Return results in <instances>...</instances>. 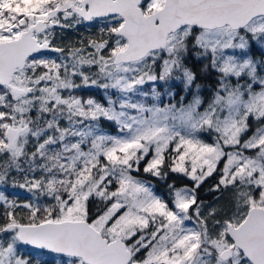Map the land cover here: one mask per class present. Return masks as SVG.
<instances>
[{"label": "snow or ice", "instance_id": "obj_1", "mask_svg": "<svg viewBox=\"0 0 264 264\" xmlns=\"http://www.w3.org/2000/svg\"><path fill=\"white\" fill-rule=\"evenodd\" d=\"M93 21L100 40L67 55L55 46L57 28ZM253 49L264 57V0H0V183L23 160L39 176L19 187L53 201L0 192V264H32L21 244L65 264H264V58ZM192 50L217 74L206 106L185 65ZM174 80L189 102L163 104L158 86L173 97ZM82 87L106 103L71 94ZM141 166L194 186L169 185L165 201L133 175ZM214 173L213 191L232 190L230 213L198 203Z\"/></svg>", "mask_w": 264, "mask_h": 264}, {"label": "trees", "instance_id": "obj_2", "mask_svg": "<svg viewBox=\"0 0 264 264\" xmlns=\"http://www.w3.org/2000/svg\"><path fill=\"white\" fill-rule=\"evenodd\" d=\"M80 23L75 25L74 27L67 28V29H56V38L54 40L55 46L63 47L65 49V55H67V50L71 47H80L81 42H83L84 45H87V42L89 39H96L100 40L102 38L100 29L104 26L102 23ZM103 38H107L104 36ZM88 51H92V49H88ZM253 52H255V49H253ZM105 55L107 53H104ZM48 56H52L57 58V61L59 62V54L58 53H47ZM206 61L202 59H198L195 55V50H192L189 52L185 59V65L193 70V72L196 74V80L194 83L201 85L200 89V95L205 100V104L210 99V93L212 91H215V88L217 87V74L215 72H212L211 70H205L204 65ZM175 87L177 90L179 89V84H175ZM100 88L97 87H90V88H79L72 90L73 95L81 96L85 99V95L87 98L91 97L96 100H98L101 103H105V99L100 92ZM113 93V92H112ZM191 93V92H190ZM190 93L187 94V97H189ZM178 92L175 93L177 95ZM34 115V113H33ZM104 128L108 131L115 132V126L104 122ZM251 134V133H249ZM206 140H211V136L208 134L206 135ZM6 160V157L1 156L0 163H3ZM222 164H220L221 167ZM167 171V169H165ZM215 174L213 176L206 179V181L201 185V187L197 190V197L198 202H203L205 205V208L203 209L204 213L207 214V211L209 206H213L215 208H222L223 210L220 211L221 214H223L225 211H228L229 213L232 210V201H224V200H215L211 194H214L216 191H213V186L216 184V180L214 179ZM134 175L137 176L140 179H143L146 181L152 189L155 191V193L159 196H161L165 201H171L172 195H170V188L169 185H174V187H181V186H194L193 182L188 178L183 176V174L180 173H172L168 172V175L161 179L158 177H154L148 173L143 172V167L141 166L140 171L134 172ZM192 188V187H191ZM223 192V190L219 191V193ZM232 193V190H228L225 193L227 194ZM162 194V195H161ZM10 197L12 198L13 195L11 194ZM230 200H232L230 198ZM50 204V203H48ZM90 207L92 212L102 211L104 209L103 202L93 200L90 202ZM4 207L3 204L0 203V224H3L4 221ZM23 211V210H18ZM38 252H42L45 254H54L51 252L41 251L38 249H34Z\"/></svg>", "mask_w": 264, "mask_h": 264}, {"label": "rangeland", "instance_id": "obj_3", "mask_svg": "<svg viewBox=\"0 0 264 264\" xmlns=\"http://www.w3.org/2000/svg\"><path fill=\"white\" fill-rule=\"evenodd\" d=\"M94 23H98L99 24V22H97V21H95ZM251 54L256 59L264 58V57L261 56V53L259 51H257V50H255V52H252ZM49 57L55 58V57H52V56H49ZM85 70L87 71V67L85 68ZM95 71H96V68L93 66L92 69H91V72H95ZM73 79L75 80V82L77 84L81 83L79 78L73 77ZM170 83H171L172 87L170 89H168V91L173 92V94H174L173 97H170V96H168L166 94V90H165L164 87L158 86V90L162 93L163 104L170 103V102H178L180 100L181 96H185L186 97V99L184 101L185 103L189 102L192 99V94L190 92H186L184 90V86H183V83L181 81L174 80V81H171ZM175 84H179V89L178 90L175 87ZM143 87H144V89L146 91H150L152 85H151V83H148V84L144 85ZM200 87H201V85H200ZM191 88H192V92H194L196 90V83H194L191 86ZM100 92L102 93V95H103V97L105 99L104 90L102 89V90H100ZM176 92H178L177 95H175ZM213 92L214 91H212L210 93V98H211ZM109 93L112 94L113 96H115V90H109ZM188 93H190L189 97H187ZM62 94L67 96V95H69V92L64 91ZM85 99H87L86 95H85ZM149 102H151L150 98H149ZM105 103H106V101H105ZM163 104L161 106H163ZM205 106H206V104H205ZM65 126H66V123H65ZM105 131H108V130L105 129ZM108 132H110L112 134H115V132H111V131H108ZM206 135H207L206 133L205 134H201V138L204 139L206 142L211 143L212 140H213L214 134H213V136H211V140H208V141L206 140V138H207ZM249 135H251V134H249ZM245 138H247V137H245ZM28 151L29 152L34 151V143H30L28 145ZM0 158H1V156H0ZM4 163H5V161L3 163H0V171L3 170ZM20 166H21V170H17L15 167H12V168L9 169L8 175H7L6 179H5V181L0 183V192H3L4 195L9 200H14L17 204H23V203L30 202V201L34 202V203H39L41 205L52 203L53 201L49 197L39 196L38 193L36 195H34L32 192H29L27 190V188L19 187V184H22V183L25 182L26 176L28 178H38V176H39V170H37V172L28 171V164L25 163L23 160H21ZM222 166L223 165H221V167ZM133 175H134V172H133ZM214 179L216 180V183H217V181L219 179L218 174H215ZM183 187L191 188L193 186H181V187L177 186L175 188H183ZM169 190H170V195H172V190L171 189H169ZM227 191L228 190H223V192H221V193H219V191H216L214 194H211V196L215 200L232 201V200H230V198L232 199L233 193L222 194V193H225ZM11 194L13 195L12 198L10 197ZM209 207H213V206L211 205ZM217 209H219L220 211L223 210L220 207H218ZM18 248H19V251L22 254H30V257L32 258V264H36L37 260L40 261V264H65V261H66V257H63L62 255L55 254V253L54 254H45V253L38 252V251L34 250V248H29V247H27V246H25L23 244L19 245Z\"/></svg>", "mask_w": 264, "mask_h": 264}, {"label": "water", "instance_id": "obj_4", "mask_svg": "<svg viewBox=\"0 0 264 264\" xmlns=\"http://www.w3.org/2000/svg\"><path fill=\"white\" fill-rule=\"evenodd\" d=\"M49 53H53V52H49ZM25 246H28V247H31V248H33L32 246H30V245H25ZM40 250H42V249H40ZM43 251H47V250H43Z\"/></svg>", "mask_w": 264, "mask_h": 264}, {"label": "bare ground", "instance_id": "obj_5", "mask_svg": "<svg viewBox=\"0 0 264 264\" xmlns=\"http://www.w3.org/2000/svg\"><path fill=\"white\" fill-rule=\"evenodd\" d=\"M162 195V194H161Z\"/></svg>", "mask_w": 264, "mask_h": 264}]
</instances>
